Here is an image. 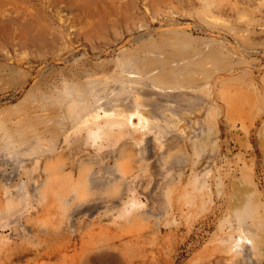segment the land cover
Masks as SVG:
<instances>
[{"label": "rangeland", "instance_id": "obj_1", "mask_svg": "<svg viewBox=\"0 0 264 264\" xmlns=\"http://www.w3.org/2000/svg\"><path fill=\"white\" fill-rule=\"evenodd\" d=\"M232 263L264 264V0H0V264Z\"/></svg>", "mask_w": 264, "mask_h": 264}, {"label": "bare ground", "instance_id": "obj_2", "mask_svg": "<svg viewBox=\"0 0 264 264\" xmlns=\"http://www.w3.org/2000/svg\"><path fill=\"white\" fill-rule=\"evenodd\" d=\"M130 72V71H129ZM133 72V71H132ZM137 74H139V73H137ZM132 76V75H131ZM131 76H129V77H131ZM133 77V76H132ZM121 87V86H120ZM154 87H158V85L157 86H155L154 85ZM119 88V87H118ZM123 87H121V89H122ZM162 88V87H161ZM155 88H153L152 89V92H153V90H154ZM157 89V88H156ZM120 90V89H119ZM159 90H162V92L160 93L161 95L163 94V93H166L167 91H168V89H166V88H162V89H159ZM125 91V90H124ZM123 91V92H124ZM130 91V90H129ZM122 92V91H121ZM123 92H122V94H123ZM126 92V91H125ZM129 93H131V92H129ZM116 94H117V92H116ZM115 94V95H116ZM128 94V93H127ZM146 94H148V93H146ZM155 94V93H154ZM167 94V93H166ZM166 94H163V96H165ZM118 95V94H117ZM121 95V94H120ZM123 95H125V94H123ZM121 97V96H120ZM115 98V97H114ZM143 100V99H142ZM119 101V100H118ZM140 101V100H139ZM122 102V101H121ZM115 105V104H114ZM118 106V105H117ZM95 107V106H94ZM100 107V106H99ZM122 107V106H121ZM124 107V106H123ZM119 108V107H118ZM136 108L138 109V104H136ZM105 109V108H104ZM123 109V108H122ZM127 110V109H126ZM136 110V109H135ZM140 110V109H139ZM98 111V110H97ZM101 111V110H100ZM106 111V110H105ZM124 111H125V109H124ZM141 111V110H140ZM91 112V111H90ZM127 112V111H126ZM92 113V112H91ZM131 113V112H130ZM139 112H134V113H131L128 117H127V120H124V119H116L115 121L113 120V121H108V120H106L107 122H105V125L103 124V125H101V123L100 124H96V126L94 127V128H90V130H89V128H88V130L89 131H87L88 132V134H87V138L89 139V141H91V143H93V144H98L99 145V143L100 142H102V138H103V135H105V134H110V132L112 131V127L114 128L115 126L116 127H124V128H126V130H127V128L130 126L131 128H132V130L133 131H137V129H139V128H141L142 126L141 125H143V123L145 122V121H148L147 119H145V118H143L141 115H139L138 114ZM142 113V112H141ZM106 116V115H105ZM114 116V115H113ZM122 116V115H121ZM146 116V115H145ZM95 117V116H94ZM110 117V116H109ZM149 117V116H148ZM84 120V119H83ZM135 120H137V122L135 123ZM97 121V120H96ZM161 121H163V128H166V129H172L173 130V125L176 123H174V121L169 117V115H166L165 114V116H163V120H161ZM103 122V123H104ZM149 122V121H148ZM81 123V122H80ZM78 124V123H77ZM151 125V127H148L149 129L150 128H154V127H156V125L153 123V122H151L150 123ZM147 125H149V123L147 124ZM147 125H146V127H147ZM176 125V124H175ZM115 127V128H116ZM144 127V126H143ZM166 129L165 130H163V131H166ZM126 130H122V131H119V129H118V133H116L117 134V136L115 137V136H113L114 137V140L116 141L117 140V138H119V137H122V136H124L125 135V132H126ZM131 130V131H132ZM161 130V129H160ZM139 131V130H138ZM168 131V130H167ZM114 131H112L111 133H113ZM129 132V131H128ZM127 133V132H126ZM151 133V132H150ZM168 134V133H167ZM130 135V134H129ZM137 135V134H136ZM105 138V137H104ZM130 138H131V136H130ZM135 138V137H134ZM133 139V138H132ZM116 143V142H115ZM139 145V144H138ZM98 147V146H97ZM84 149V148H83ZM91 155V154H90ZM82 157V156H81ZM145 168V167H144ZM146 170V169H145ZM122 177V176H121ZM197 180V179H196ZM198 180H199V178H198ZM198 182V181H197ZM202 183V182H201ZM200 183V184H201ZM128 193L130 194L127 198H126V200L125 201H121L120 202V205H119V207H118V210H117V214H118V216L119 217H121V218H126V219H128L131 215H133L136 211H138V209L139 208H141V206H142V204H141V202H139L138 200H137V198H136V193H135V190H128ZM26 202H28V201H26ZM245 205V204H244ZM24 207V206H23ZM25 208V207H24ZM240 208V207H239ZM238 208V209H239ZM236 209V208H235ZM234 209V210H235ZM240 211H241V209H240ZM240 211H235V212H233V222L232 223H234V226H235V231H236V235H235V237H234V243H233V245H232V247L229 249L230 251H231V253L232 252H234V253H244V254H250V252H254V251H256L257 250V246H255L254 245V243H253V241L252 240H250L249 239V237H247L248 235L246 234L247 232H246V230H245V224H244V221H245V219H244V216L246 215H244V213L243 212H246V208H245V210L243 211V212H240ZM244 215V216H243ZM253 234V233H252ZM251 235V234H250ZM252 236V235H251ZM254 236V235H253ZM227 239H231L230 237H227ZM232 240V239H231ZM225 241V240H224ZM229 242V241H228ZM231 255H233V254H231ZM258 256V255H257ZM260 256V255H259ZM246 260V259H245ZM251 261V260H250ZM242 262V261H241ZM243 263V262H242ZM241 263V264H242ZM232 264H234V263H232ZM257 264V263H256Z\"/></svg>", "mask_w": 264, "mask_h": 264}]
</instances>
